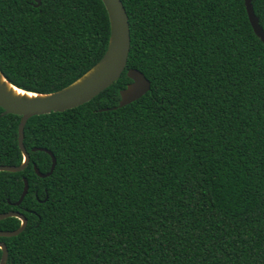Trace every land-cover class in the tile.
I'll list each match as a JSON object with an SVG mask.
<instances>
[{
    "label": "trees",
    "instance_id": "obj_1",
    "mask_svg": "<svg viewBox=\"0 0 264 264\" xmlns=\"http://www.w3.org/2000/svg\"><path fill=\"white\" fill-rule=\"evenodd\" d=\"M122 1L131 49L119 80L32 116L28 166L0 171V213L28 220L0 236L6 264H264V41L245 0ZM252 4L264 29V0ZM110 30L103 0H0V69L21 89L60 90L102 58ZM129 68L151 89L118 106ZM2 112L0 165H20L21 116ZM41 147L56 157L45 177Z\"/></svg>",
    "mask_w": 264,
    "mask_h": 264
},
{
    "label": "water",
    "instance_id": "obj_2",
    "mask_svg": "<svg viewBox=\"0 0 264 264\" xmlns=\"http://www.w3.org/2000/svg\"><path fill=\"white\" fill-rule=\"evenodd\" d=\"M110 17V39L106 52L102 58L85 74L66 87L50 93H37L27 91L12 84L0 69V107L3 108L2 115L17 114L21 116L19 123V146L23 152V162L20 165H0V171L19 172L24 170L30 162V154L24 144V130L27 121L35 115L47 114L53 111H65L80 106L100 94L114 82L119 80L127 67L131 49V29L127 10L122 0H103ZM250 22L257 36L264 41V29L254 11L252 0H245ZM42 0H34V5L39 7ZM127 75L132 81L120 91V102L118 106H124L147 93L151 89V82L146 75L136 68H129ZM8 84L21 89L24 94H16L9 88ZM35 93L36 95H26ZM41 149L48 152L52 157V165L48 172L43 173L34 164L36 173L45 177L52 174L56 166V157L47 148ZM24 179V190L17 204H20L29 189L27 178ZM14 216L21 220L19 228L15 230H0V236H15L21 233L27 226V217L20 211L11 210L0 213V220ZM2 258L0 264H6L8 259V247L0 240Z\"/></svg>",
    "mask_w": 264,
    "mask_h": 264
},
{
    "label": "bare ground",
    "instance_id": "obj_3",
    "mask_svg": "<svg viewBox=\"0 0 264 264\" xmlns=\"http://www.w3.org/2000/svg\"><path fill=\"white\" fill-rule=\"evenodd\" d=\"M8 86H9V88L12 89V90L14 91V93H16V94H19V95L24 94V91H23V90L18 89V88H16V87L12 86L11 84H8Z\"/></svg>",
    "mask_w": 264,
    "mask_h": 264
},
{
    "label": "snow or ice",
    "instance_id": "obj_4",
    "mask_svg": "<svg viewBox=\"0 0 264 264\" xmlns=\"http://www.w3.org/2000/svg\"><path fill=\"white\" fill-rule=\"evenodd\" d=\"M26 95H33V96H35L36 94L35 93H28Z\"/></svg>",
    "mask_w": 264,
    "mask_h": 264
}]
</instances>
